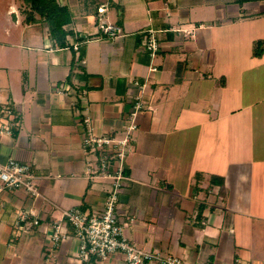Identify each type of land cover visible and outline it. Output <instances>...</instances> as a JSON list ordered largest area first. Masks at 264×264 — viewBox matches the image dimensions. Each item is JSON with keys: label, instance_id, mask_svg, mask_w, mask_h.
Segmentation results:
<instances>
[{"label": "crops", "instance_id": "crops-1", "mask_svg": "<svg viewBox=\"0 0 264 264\" xmlns=\"http://www.w3.org/2000/svg\"><path fill=\"white\" fill-rule=\"evenodd\" d=\"M64 1L74 34L60 44L42 20L26 21L23 0H0V163L30 164L47 197L0 193V264H45L52 217L103 211L112 185L90 175L102 152L85 145V118L97 135H121L138 93L145 107L118 206L127 238L188 264H264V112L253 107L257 90L264 94V58L225 33L261 2ZM103 22L121 32L105 34ZM149 30L161 44L155 56L144 48ZM235 117L248 120L247 151L224 123ZM33 208L40 224L16 227ZM78 250L71 236L54 264H126L121 252L80 261Z\"/></svg>", "mask_w": 264, "mask_h": 264}, {"label": "built area", "instance_id": "built-area-1", "mask_svg": "<svg viewBox=\"0 0 264 264\" xmlns=\"http://www.w3.org/2000/svg\"><path fill=\"white\" fill-rule=\"evenodd\" d=\"M100 28L109 36H117L121 32L120 26L106 22H103ZM186 32L191 33L190 30ZM144 48L151 56H155L161 50L156 31H148ZM135 99L128 126L121 135H97L93 127L89 125V117L85 118V123L89 127L85 145L91 151L103 153L96 159L94 168H90V175L94 178L110 180L112 187L106 195L102 212L91 214L78 208H69L63 209L60 217H52L48 234L50 245L47 249L45 264H54L57 259V249L71 236L79 241L80 261H87L92 256L107 261L112 254L121 252L126 264H188L187 259L182 256L164 255L160 251L146 250L136 246L127 238L124 226L119 221L120 195L127 181L124 164L133 150L132 141L138 128L136 118L139 111L145 107L142 93L136 94ZM6 131L11 133L7 127ZM111 166L113 170H110ZM7 190H24L34 198H47L39 188L32 166L15 158H9L6 163H0V193ZM40 220L41 217L35 208L23 210L18 215L16 227L29 231L39 225ZM67 225L71 227L72 233L67 230Z\"/></svg>", "mask_w": 264, "mask_h": 264}, {"label": "rangeland", "instance_id": "rangeland-1", "mask_svg": "<svg viewBox=\"0 0 264 264\" xmlns=\"http://www.w3.org/2000/svg\"><path fill=\"white\" fill-rule=\"evenodd\" d=\"M249 14L250 15L248 16V18L246 17L245 19L237 20V23H234L230 28H226L225 33H228V34L232 33V34H234L233 37H235V35L241 37V39L239 40L240 41V46L238 47L239 49L252 48L254 57L264 58V2H261V4H258L255 8H251V11ZM91 18L92 17H90L89 21L96 24V22L94 20L95 18L94 19H91ZM72 19H74V18H72ZM77 22H78V24L80 23L79 21H77ZM98 22H100L99 19H98ZM41 24H42L43 28H44V25H46V28L48 27V29L50 30V24L48 21L44 20ZM81 27H83V26H81ZM233 37H231V38H233ZM144 41H145V39H144ZM256 51H258V53L261 55H256L255 54ZM78 53L80 54V51H78ZM245 59H247V56L245 55V53H243L242 57L240 59V62L244 63ZM263 70L261 72V75H262L261 80H264ZM237 80H238V78L234 79L235 82H237ZM260 91H261L260 89L257 90L256 93L258 96H256V94H255V97H254L256 100H259L255 105H253L254 112H256V113L257 112L258 113L264 112V94H263V92H262V94H260ZM259 97H262V98H259ZM252 98H253V96H252ZM252 98H249V99H252ZM242 101H244L243 98H242ZM246 101H248V100L246 99ZM259 102H261V103H259ZM241 105H243V104H241ZM245 108H247V107H244V105H243L242 110H241L242 114L251 113L250 110H247V112H246ZM238 119L239 118H236V117L230 118V119H228V121L225 120L224 123L227 125L226 128L231 129L230 134L232 133L233 129L238 131L237 135H235V134L230 135V138L233 139V141L237 140V143L239 144L240 148H242V150H244V151H247L248 147L250 145L249 144L250 143V136L246 132L250 128V126L248 125L247 119L243 120V119H245V117H243V119H240V120H238ZM263 122H264V118L257 120L258 124H261ZM210 125H211V128L213 129V132L217 130V126L215 124V121H212L210 123ZM234 127H237L238 129H236ZM242 154H244V153L241 152V155ZM242 157H243V160L248 159V158H250V153H247L245 156L242 155ZM126 223H128V222H126Z\"/></svg>", "mask_w": 264, "mask_h": 264}, {"label": "trees", "instance_id": "trees-1", "mask_svg": "<svg viewBox=\"0 0 264 264\" xmlns=\"http://www.w3.org/2000/svg\"><path fill=\"white\" fill-rule=\"evenodd\" d=\"M240 6L264 0H234ZM22 11L27 22L48 21L52 36L60 43H67V37L74 34L69 28L72 12L64 0H23ZM39 16V18L37 17ZM256 55H261L256 51Z\"/></svg>", "mask_w": 264, "mask_h": 264}]
</instances>
